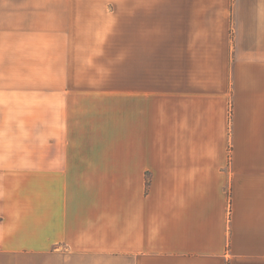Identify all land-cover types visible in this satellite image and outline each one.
<instances>
[{
	"label": "crops",
	"instance_id": "1",
	"mask_svg": "<svg viewBox=\"0 0 264 264\" xmlns=\"http://www.w3.org/2000/svg\"><path fill=\"white\" fill-rule=\"evenodd\" d=\"M9 133L0 264H264V0H0Z\"/></svg>",
	"mask_w": 264,
	"mask_h": 264
},
{
	"label": "rangeland",
	"instance_id": "2",
	"mask_svg": "<svg viewBox=\"0 0 264 264\" xmlns=\"http://www.w3.org/2000/svg\"><path fill=\"white\" fill-rule=\"evenodd\" d=\"M39 143L37 142L34 138L31 139H27V137H23V136H17V135H12V134H8V135H0V144H6V143ZM29 154H33V153H29Z\"/></svg>",
	"mask_w": 264,
	"mask_h": 264
}]
</instances>
